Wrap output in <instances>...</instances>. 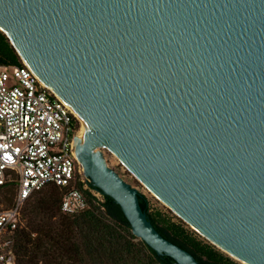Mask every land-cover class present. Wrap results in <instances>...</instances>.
Returning a JSON list of instances; mask_svg holds the SVG:
<instances>
[{"label":"water","instance_id":"obj_1","mask_svg":"<svg viewBox=\"0 0 264 264\" xmlns=\"http://www.w3.org/2000/svg\"><path fill=\"white\" fill-rule=\"evenodd\" d=\"M0 30L84 119L73 152L137 238L201 264L92 143L218 245L264 264V0H0Z\"/></svg>","mask_w":264,"mask_h":264},{"label":"built area","instance_id":"obj_2","mask_svg":"<svg viewBox=\"0 0 264 264\" xmlns=\"http://www.w3.org/2000/svg\"><path fill=\"white\" fill-rule=\"evenodd\" d=\"M77 123L71 107L28 64L0 63V187L17 185L12 205L0 211V264H15L10 235L34 193L50 185L65 189L60 209L67 215L89 208L88 193L102 207L104 194L90 186L73 152Z\"/></svg>","mask_w":264,"mask_h":264},{"label":"trees","instance_id":"obj_3","mask_svg":"<svg viewBox=\"0 0 264 264\" xmlns=\"http://www.w3.org/2000/svg\"><path fill=\"white\" fill-rule=\"evenodd\" d=\"M0 63L22 65L17 49L2 30ZM88 198V209L76 215H61L59 219L56 216L62 199L30 201L24 211L28 223L16 230V264H178L132 233L120 205L112 197L104 195L102 207L89 193ZM140 204L165 238L188 250L201 264H241L199 239L182 223L159 210L150 211L149 200L141 193Z\"/></svg>","mask_w":264,"mask_h":264},{"label":"rangeland","instance_id":"obj_4","mask_svg":"<svg viewBox=\"0 0 264 264\" xmlns=\"http://www.w3.org/2000/svg\"><path fill=\"white\" fill-rule=\"evenodd\" d=\"M20 55V54H19ZM21 61H23L22 56L20 55ZM78 131L81 129L82 123L78 119ZM99 150L103 153L104 161L105 163L115 170L126 182L132 185L139 193L145 195L147 199L149 200L150 205V211L159 210L163 214L170 217L173 221L182 223L189 231L194 233L195 236H197L199 239L203 240L206 243L214 245L217 249H219L221 252L225 253L229 257H231L233 260L244 264L237 259H235L233 256H231L226 251L222 250L220 247H218L215 243H213L209 238L204 236L201 232H199L196 228H194L190 223H188L185 219H183L174 209H172L163 199H161L151 188L140 178L138 175L135 174V172L115 153L112 151L104 148L103 146H99ZM65 192V189L59 188L54 185H50L48 187H45L44 189L40 190L39 192H36L33 197L31 196L25 203L23 209H22V219L20 226L27 225L28 218L25 216L24 211L30 201H32L34 198L37 199H58L61 201L62 196ZM17 193V185L11 184L6 187L0 188V211L7 209L11 206L15 195ZM61 215H64L62 211L58 208V215L56 216L57 219L61 217ZM55 218V219H56ZM17 237V232H14L10 235L11 241H12V253L15 257V264H16V251L14 249V241Z\"/></svg>","mask_w":264,"mask_h":264},{"label":"bare ground","instance_id":"obj_5","mask_svg":"<svg viewBox=\"0 0 264 264\" xmlns=\"http://www.w3.org/2000/svg\"><path fill=\"white\" fill-rule=\"evenodd\" d=\"M10 35V34H9ZM11 39L13 40L12 36L10 35ZM22 56V54H21ZM22 59L23 61L28 64L26 62V60L24 59V57L22 56ZM40 80V79H39ZM40 82L46 86H48L50 89H52L59 97H61L51 86L47 85L46 83L42 82L40 80ZM62 98V97H61ZM63 99V98H62ZM66 102V101H65ZM67 103V102H66ZM68 104V103H67ZM69 105V104H68ZM72 109V108H71ZM72 111L75 113V115L78 117V119L81 121L82 123V126H81V129L76 133L75 137H74V141L76 138L80 137V134L84 131V128H85V122H84V119L79 115L77 114L73 109ZM73 141V143H74ZM99 144H95V143H92V148L96 151V152H99ZM83 166V165H82ZM84 169V168H83ZM179 214V213H178ZM180 215V214H179ZM181 216V215H180ZM182 217V216H181ZM185 219V218H183ZM186 220V219H185ZM187 221V220H186ZM188 222V221H187ZM189 223V222H188ZM191 224V223H190ZM192 225V224H191ZM194 228H196L199 232H201L197 227H195L194 225H192ZM202 233V232H201ZM204 236H206L204 233H202ZM207 238H209L208 236H206ZM210 239V238H209ZM213 243H215L218 247H220L222 250L226 251L227 253H229L231 256H233L235 259H237L238 261L244 263V264H250L242 259H240L239 257H237L236 255H234L233 253H231L230 251L226 250L225 248H223L222 246L218 245L216 242H214L212 239H210Z\"/></svg>","mask_w":264,"mask_h":264}]
</instances>
